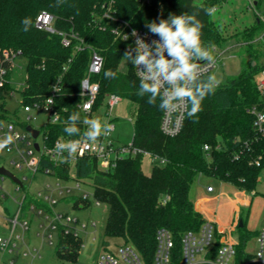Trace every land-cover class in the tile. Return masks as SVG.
I'll return each mask as SVG.
<instances>
[{
  "label": "trees",
  "instance_id": "obj_1",
  "mask_svg": "<svg viewBox=\"0 0 264 264\" xmlns=\"http://www.w3.org/2000/svg\"><path fill=\"white\" fill-rule=\"evenodd\" d=\"M224 0H0V62L3 52H20L27 59V79L22 89L25 103L42 102L54 91L53 105L59 114L56 122L41 128L46 144L52 145L60 137L77 138L88 135L85 114L80 108L81 85L90 62V48L104 58L101 72L94 79L100 91L94 108L103 103L105 96L114 93L128 98L136 105L133 144L141 151L164 158L165 163H152L150 174L142 168L143 155L121 158L108 171L100 168L99 159L85 155L73 161L69 156L54 164L44 159L42 165L51 166L63 180H78L90 184L95 197L108 205L109 212L104 227L103 243L119 238L131 242L151 264L156 247V232L168 228L175 238V263L179 261L180 238L185 231H198L204 222L203 215L195 208L191 191L202 176L213 177L236 185L247 192L255 191L259 173L264 166V128L254 125L253 109L264 111V93L258 88L255 77L264 70V58L259 53L242 62L236 75L213 82L204 89L200 100L201 110L189 116L193 103L188 97V111L181 132L167 136L161 132L160 122L165 100L159 94L142 88L132 66L135 48L118 36L114 29L121 21L149 31L150 21L159 23L169 19V14L195 16L194 24H203L201 47L212 53L213 45L226 47L233 35L227 36L221 20L206 15L203 9L222 4ZM257 5L264 0H256ZM162 5H167L164 9ZM41 10L54 16V27L71 37L63 45L62 35L38 29L35 20ZM245 44L248 51L255 42H261L264 21L256 19ZM260 27L257 34L255 28ZM27 29V30H25ZM82 40V41H81ZM83 49H78L79 45ZM213 44V45H212ZM195 51V50H193ZM125 52L131 53L126 61ZM126 62V63H125ZM255 62V63H253ZM8 64V62H7ZM111 70L115 78L106 77ZM212 73L197 78L189 89L196 91L209 83ZM150 83V82H149ZM10 85L0 89V112L7 110L4 94ZM143 92L142 97L137 93ZM78 118L70 119L74 113ZM77 131L69 133L67 128ZM209 144V150L204 145ZM260 158V165L255 163ZM257 193V192H255ZM169 196L166 203L163 198ZM31 201L28 196L26 205ZM248 210L242 208L234 232L238 235L236 262H244L252 254L248 242L258 232L247 227ZM83 239L73 234H59L56 257L77 261Z\"/></svg>",
  "mask_w": 264,
  "mask_h": 264
},
{
  "label": "built area",
  "instance_id": "obj_2",
  "mask_svg": "<svg viewBox=\"0 0 264 264\" xmlns=\"http://www.w3.org/2000/svg\"><path fill=\"white\" fill-rule=\"evenodd\" d=\"M248 1L252 8L256 7V0ZM260 17L264 21V14H260ZM53 23L54 16L47 10H41L35 20V26L38 29L60 33L63 37L62 43L65 46L71 43V37L77 38L75 34L68 35L66 32L57 30ZM120 23L123 28L116 27L114 32L129 43L128 50L130 48L136 49L137 39H143L150 47H154V41L162 42L158 34L133 27L126 22L121 21ZM133 30L137 32V36L132 35ZM263 38L264 33L260 36V39ZM77 48L83 49L84 47L81 44ZM90 50L88 70L81 85L82 101L80 108L86 116L85 123L90 132L94 129L89 121L93 119L99 121L100 130L98 136L95 138L89 134L77 138L60 136L52 145L46 144V137L41 128L59 119V114L53 105L55 90L42 102L25 103L21 93L23 87L20 90L21 100L19 101V105L26 112L25 119H21L18 115V107L11 112L7 105V110L0 112V142H4L9 137H12L14 140L13 143L6 145L3 151H0V167L11 171L22 181V185L13 181L16 189L24 188L23 181L28 179V177L26 175L19 176L15 170L20 172L27 171L33 176L41 172L58 179L55 186L46 183L42 190H38L32 194L28 205H26L28 198L27 191L24 192L21 200H16L18 204L17 212L13 217H4L9 227L8 234L0 236V248L3 252H13L14 249L18 248V241L20 239L23 240L34 217H39L42 220L40 226L43 228V231L38 232V234L42 236V239H47L51 243L53 241V231H57L58 234H73L81 238L80 233L92 236L93 239L97 237L98 223L96 220L82 219L76 214L58 210L57 206L62 202L71 201L75 209L82 210L92 205H98L101 201L95 197L94 192L90 193L88 190L82 188L81 181L73 179V185L60 183V180L63 179L55 174V169L51 166L42 165L44 159L47 158L53 161L54 164H59L60 160L65 156H69L75 161L85 155H94L98 157L100 168L104 171L114 168L119 159L139 153L144 157L148 156L152 163H165L164 158L151 155L147 151H141L133 144L132 140L129 143H116L114 140L113 133L116 130V124L112 110L121 97L117 94L109 93L105 96L100 107L94 108L100 91V84L94 77L101 72L104 58L97 50L93 48H90ZM225 50L226 48H219L217 46L212 48L214 56L212 62L197 59L195 51L190 50L189 62L196 65L191 76L183 77L175 82L167 81L164 76L148 80L150 83H159V90L164 100L169 101L165 105L160 122V129L164 135L175 136L179 134L183 128L188 111V96L175 97V88L184 86L189 89L197 78L213 73L218 67ZM18 55H20V52L5 50L3 52L5 60L0 62V89H4L7 85H10V88L4 93L7 104L9 98L15 95V87L11 83V75L13 61ZM153 55L157 54L154 52ZM164 55L172 59V57L168 56L167 52ZM197 61L198 63L196 64ZM140 68V75L142 77L145 66L141 65ZM255 81L258 88L264 93V70H261L256 75ZM32 110L47 115V120L43 125L34 126L33 121L36 120V116L31 114ZM252 112L255 115L254 125L258 129H263L264 111L254 108ZM28 126L39 130L37 137H34L27 130ZM39 135L42 136L41 142L37 141ZM35 143H38V149H36ZM209 148V144L204 145L205 150H209ZM255 163L260 165V158L256 159ZM5 177L6 175L0 174V181ZM73 190H76L78 194L69 195ZM208 190L213 191L214 187L208 186ZM251 192L254 193L255 191ZM0 195L2 199L6 198V191L1 185ZM168 199L169 196L163 198L162 203H166ZM236 225L228 233L226 230L221 229L217 222L204 218V222L198 231L188 230L182 234L180 238V251L178 252V263H175L174 257L176 244L174 235L168 228L160 227L156 232V247L151 264H264V224L256 236V248L253 252H250L252 254L251 258L244 262H236L237 242H234L232 237ZM120 240L119 242L109 240L106 243L102 242L100 250L96 254L94 264H148L134 244L123 239ZM83 246L84 244H82ZM22 254L31 258L25 264H33L36 258L41 257V253L37 248H28ZM58 260L59 264H79L78 260ZM13 262L14 260H11V263Z\"/></svg>",
  "mask_w": 264,
  "mask_h": 264
},
{
  "label": "rangeland",
  "instance_id": "obj_3",
  "mask_svg": "<svg viewBox=\"0 0 264 264\" xmlns=\"http://www.w3.org/2000/svg\"><path fill=\"white\" fill-rule=\"evenodd\" d=\"M200 1V0H197ZM164 9H168L167 5H162ZM259 13V14H258ZM260 14H264V3L252 8L249 5L248 0H224L223 3L218 5V9L213 15L219 18L222 22L221 28L227 36L233 35L225 43L226 47L221 61L218 67L213 71L212 75L217 78L215 81L220 82L227 76L236 75L242 69V62L252 59L250 54L254 52L259 53V58H264V41L255 42L254 45L248 51V46L245 44L248 38V33L256 25V19L262 20ZM260 30V27L255 28L254 33ZM126 63V62H125ZM27 79V59L23 55H18L13 61L11 83L15 87V95L11 96L8 100L9 111H14L19 108L18 115L21 119L26 118V112L23 111L19 101L21 100L20 90L24 87ZM31 114L36 116V120L33 121L34 126L38 127L43 125L47 120L45 113L32 110ZM136 105L132 103L128 98L121 97L120 101L114 106L112 115L115 116L114 122L116 124V130L113 133L116 143H129L134 134V125L136 117ZM100 117V115H98ZM38 142L42 141V136L37 138ZM10 157V155H9ZM3 162V161H2ZM8 165V164H7ZM9 166V165H8ZM11 167V166H9ZM142 168L146 174H150L152 168V162L148 156H143ZM19 176L26 175L28 179L23 181L24 188L16 189L15 183L9 178L5 177L0 181V185L6 191V198L2 199L0 195V236H6L8 234L9 224L4 217H13L18 210V204L16 200H21L24 196V192L27 191L28 196L36 193L38 190H42L46 183L51 186H55L57 178L51 175L43 173H37L33 176L27 171H16ZM204 181H212L216 183L217 191L213 194L203 195L201 190L191 191L193 196L194 205L200 208L204 218H209V213L216 209L218 213L228 211L230 203L228 202L229 195L233 194V189L229 186H219L218 179L213 177L204 176ZM60 183L64 185H73L72 180H60ZM218 183V184H217ZM82 188L93 192V188L90 184L82 183ZM258 191L257 198L264 197V166L262 167L257 184L255 186ZM194 191V192H193ZM78 194L76 190H73L69 195ZM223 194L224 196H219ZM92 196V195H91ZM58 210L76 214L82 219H94L97 221V237L95 239L92 236L80 233L83 239L84 246L81 248L78 255L79 264H94L96 254L100 250L102 240L104 239V227L108 216V205L100 202L98 205H92L87 209H75L71 201L62 202L57 206ZM239 218V213H236V220ZM41 218L34 217L30 222V228L26 232L23 240L18 241V248L13 252H3L0 248V264H25L30 261V256H24L22 253L28 248H37L41 253V257L34 260L33 264H59V260L56 257V247L59 240V234L57 231H53V241L49 242L47 239H42V236L38 232H42L43 228L40 226ZM247 225L249 223L247 222ZM234 242H237L238 235L236 232L232 233ZM112 242L121 241L119 238L109 239ZM249 243V242H248ZM251 243V242H250ZM249 243V244H250ZM248 246V244H247ZM250 249H254V244L249 245ZM11 260H14L11 263Z\"/></svg>",
  "mask_w": 264,
  "mask_h": 264
},
{
  "label": "clouds",
  "instance_id": "obj_4",
  "mask_svg": "<svg viewBox=\"0 0 264 264\" xmlns=\"http://www.w3.org/2000/svg\"><path fill=\"white\" fill-rule=\"evenodd\" d=\"M206 15L212 16L217 9L209 7L203 9ZM195 20V16H188L187 14L175 15L169 14V19H161L159 23L155 21L148 22L145 26L149 28L151 33L158 34L160 41H154V47H150L143 39L136 40L135 59H132V66L137 70V75L140 79L142 88L150 93L159 94V83H149V79H156L160 76L166 77L169 82H175L183 77L191 76L196 65L189 62L190 50H195L196 58L199 60H207L212 62L214 56L212 53L205 51L201 47V36L203 24L201 21H196L194 24H189V21ZM27 30V29H25ZM133 36H137V32L133 30ZM213 45V44H212ZM215 46L213 45V48ZM157 55H153V53ZM167 52L169 59L164 53ZM126 61L131 59V53L125 52L123 56ZM144 65L143 76L141 77L140 66ZM106 77L115 78V73L109 70ZM215 75L209 76V83L199 90V99L196 96V91L188 89L184 86L175 88V97L188 96L193 103V107L189 111V116L196 115L201 110L200 100L206 95L204 89L212 88L213 82L216 80ZM142 97L143 92L137 93ZM168 104L169 101H165ZM78 113L70 116V119L75 121L78 118ZM92 128L94 129L89 135L93 138L99 135L100 124L98 120H90ZM69 133L77 131L75 127L67 128ZM12 137H9L4 142H0V151H3L6 145L13 143Z\"/></svg>",
  "mask_w": 264,
  "mask_h": 264
},
{
  "label": "crops",
  "instance_id": "obj_5",
  "mask_svg": "<svg viewBox=\"0 0 264 264\" xmlns=\"http://www.w3.org/2000/svg\"><path fill=\"white\" fill-rule=\"evenodd\" d=\"M218 183L220 184L219 186L221 187L229 186L234 191H233V194H230L228 197L229 199L228 202L230 203L228 207V211L223 212V213H218L216 209H213L209 213L208 219H211L217 222L218 226L221 229H224L229 233L231 232V230H233L235 225L238 223V219L236 220V213L240 214L242 208H245L248 210L247 222L249 223V225H247V227L251 230L259 232V230L262 228L264 224V197H260V200H258L257 198H255L258 195V191L256 190L255 192L257 193L247 192L245 190L239 189L236 185L229 183V182L218 180ZM208 186H213L214 190L209 191ZM198 188L202 191L201 193L205 196H207L208 194L211 195L213 193H216L217 191L216 183L212 181H204V176L199 178V181L193 187V190L195 191ZM219 196H224V195L220 194ZM195 208L202 214L200 208H198L197 206H195ZM249 243L254 244L253 250L250 249ZM249 243L247 246V250L249 252H253L256 248V236L252 238L249 241Z\"/></svg>",
  "mask_w": 264,
  "mask_h": 264
},
{
  "label": "water",
  "instance_id": "obj_6",
  "mask_svg": "<svg viewBox=\"0 0 264 264\" xmlns=\"http://www.w3.org/2000/svg\"><path fill=\"white\" fill-rule=\"evenodd\" d=\"M198 63V61L196 62V64ZM255 63V62H253ZM27 130H29V132L34 136V137H37L38 133H39V130L31 127V126H28L27 127ZM35 147L36 149H38V143H35ZM0 174H3V175H6L7 177H9L12 181L18 183L19 185H22V181L17 177L15 176L11 171L5 169L4 167H0ZM239 225L242 226L243 222H242V219H239Z\"/></svg>",
  "mask_w": 264,
  "mask_h": 264
}]
</instances>
